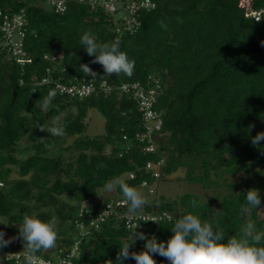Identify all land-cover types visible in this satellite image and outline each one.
Wrapping results in <instances>:
<instances>
[{"label":"trees","instance_id":"trees-1","mask_svg":"<svg viewBox=\"0 0 264 264\" xmlns=\"http://www.w3.org/2000/svg\"><path fill=\"white\" fill-rule=\"evenodd\" d=\"M83 1L68 0L67 11L57 14L46 8V0H0V10L9 17L25 10L24 50L31 59L24 66L13 61L0 33V218L8 221L0 230L4 239L18 236L25 215L59 221L56 247L36 255L50 259L61 249L66 253L80 238L76 222L83 221L79 217L83 202L98 216L111 202L94 199L107 182L135 173V179L122 181L135 188L145 181L151 184L155 181L145 167L163 157L166 165L159 180L184 168L186 180L221 188L225 194L203 202L190 195L171 202L155 199L145 211L168 212L175 220L191 213L224 230L226 243L245 222L239 209L247 191L264 192V141L258 146L251 143L264 132V20L248 17L250 10L264 8V0H153L156 8L142 11V26L134 34L119 32L112 16L92 10L90 0ZM86 31L99 43L118 40L120 51L135 61L133 75L102 77L103 67L91 63L94 57L80 46ZM59 55L61 60H52ZM81 64H88L97 78L85 77ZM48 76L66 84L106 82L114 89L76 99L60 95L53 82L42 85ZM156 81L155 108L162 114L164 136L157 153L148 154L135 140L142 118L133 93L122 94L115 87L149 82L153 86ZM50 91L56 95L46 109L43 100ZM91 109L106 120L103 136L86 134ZM60 116L62 123L52 122ZM38 124L63 126L66 135L50 136L40 132ZM70 138L76 139L58 156L49 154L55 141L65 145ZM24 140L34 152L22 159L16 153ZM240 174L244 177L239 181L226 179ZM117 193L123 195L118 188ZM193 199L196 208L191 206ZM127 208L109 216L100 229H92L80 245L76 264H117L120 244L131 237L124 219ZM247 219L257 231H264L259 211L253 210ZM174 222L161 225L155 235L158 242L166 244ZM22 246V239H12L1 249ZM157 255L160 264H170ZM124 264L131 263L127 259Z\"/></svg>","mask_w":264,"mask_h":264},{"label":"clouds","instance_id":"clouds-1","mask_svg":"<svg viewBox=\"0 0 264 264\" xmlns=\"http://www.w3.org/2000/svg\"><path fill=\"white\" fill-rule=\"evenodd\" d=\"M79 43L89 57H94L91 63H98L103 67L102 77L109 78L112 74L119 77L121 73L128 77L133 75L135 61L130 60L126 53L120 51L118 40L99 43L91 31H86ZM79 68L85 77L97 78L98 74L88 64H81ZM55 95V92L50 91L44 98L43 105L46 109L50 108ZM36 128L53 137L66 135L65 127L55 124L53 126L38 124ZM262 141H264V132L253 137L251 143L258 146ZM117 188L128 205L125 215L129 219L135 218L148 204V200L135 187L122 180L107 182L104 185L107 192L116 191ZM245 198L246 202L239 209V214L245 222L238 235L228 237L226 243L222 242L227 235L224 230L208 222H202L198 216L188 213L175 220L171 227L173 235L166 244L163 241L158 242L154 235L149 238L143 232H138L139 225H137L132 232L131 243L120 244V250L116 255L117 264H124L127 259L135 260L136 264H156L153 254L166 258L170 264H264V231H257L256 225L247 219L253 210H264L261 208L259 190L249 189ZM190 203L193 208L198 205L195 199ZM167 219L171 221L172 217L168 216ZM145 221L159 223L156 218ZM12 239H22L26 251L25 264H40L36 254L42 250L55 248L58 234L54 222H45L25 215L17 237L5 240L4 233L0 231V248L6 247ZM136 240L146 241L144 250L138 253L130 252V247ZM108 264L112 262L109 261Z\"/></svg>","mask_w":264,"mask_h":264},{"label":"built area","instance_id":"built-area-1","mask_svg":"<svg viewBox=\"0 0 264 264\" xmlns=\"http://www.w3.org/2000/svg\"><path fill=\"white\" fill-rule=\"evenodd\" d=\"M80 2L84 1L80 0ZM67 3L68 0H46L45 6L47 9L54 11L57 14H63L68 9ZM89 4L92 10H102L107 15L112 16L118 26L117 30L119 32L125 31L130 34L138 32L141 28L142 25L139 18L141 17L142 11L148 12L154 10L157 6L153 0H90ZM248 17L253 18L257 22L263 21L264 8L250 10L248 12ZM26 23L25 10H22L20 14H15L10 17L0 10V33L3 37L2 44L4 48H6L10 58L21 66L31 63V59L24 50V28ZM61 58L62 57L59 55L52 58V60L58 61L61 60ZM45 59L49 60L50 58L45 56ZM52 82L60 95L76 99L88 98L97 91L109 94L114 89L106 82L101 83L99 86H97L92 80L82 81L77 84H66L53 81L50 76L43 79L41 84L45 85ZM155 84L156 85L152 86L149 82L147 86H144L141 83H133L115 87V89L122 94L133 93L134 99L138 105V111L142 118V131L135 135V140L142 145L143 152L148 154L157 153L160 149L159 140L164 136L162 114L155 108L158 98V81H156ZM124 139L128 140V137L125 136ZM165 165L166 160L161 157L158 162L147 163L145 170L150 174V177L154 179V181H157L163 176V168ZM135 178V173H128L122 176V180ZM150 185L151 184L147 181L141 184L144 188H147ZM150 193H153L152 189H150ZM81 205L79 217L80 219H83V221L76 222L80 238H75L74 245L66 253H63L64 250L61 249L60 255H55L50 259L38 256L40 264H76L77 259L80 257V245L83 239L91 234L92 229H100L101 223L105 222L109 216L116 214L119 210H123L124 207L128 206L126 201L123 200L111 201L98 216H95L92 212L87 210L88 204L86 202H83ZM168 216L172 217L171 221L167 219ZM124 217L126 229L131 232V235L136 226L139 225L137 231L143 232L149 238L153 235L155 236L160 231L162 224L175 221L173 215L168 212L157 213L155 211L147 212L145 210L140 211L135 218L129 219L126 215ZM161 217L164 218L161 219ZM153 218H156L159 223L145 221ZM84 220L89 221V223H86ZM145 242L146 241L144 240H136L131 245L130 252L138 253L143 251ZM128 243H131V237ZM13 247L14 246H12V248ZM25 255L26 251H24V246L19 247L18 250L12 249L8 251H4L0 248V261L2 262L11 261L15 264H25ZM153 259L156 261V264H160V259L157 254H153ZM128 261L131 264H136L133 259H128Z\"/></svg>","mask_w":264,"mask_h":264},{"label":"rangeland","instance_id":"rangeland-1","mask_svg":"<svg viewBox=\"0 0 264 264\" xmlns=\"http://www.w3.org/2000/svg\"><path fill=\"white\" fill-rule=\"evenodd\" d=\"M52 122L58 124L62 123L63 116L57 117ZM86 123H87L86 134L90 138H95L97 136H103L106 134V120L104 116L97 109H91L89 111ZM75 139L76 138L68 139L65 145H62L60 142L55 141L53 145L49 146V150H50L49 154L51 156H58L59 153L61 152L62 147L71 145ZM30 147H31V143L28 140H24L20 142L17 148L16 155L22 159L28 157L34 152L33 150L30 149ZM110 152H111V147L108 146V148L106 149V153L109 154ZM66 157H69V154H66ZM186 174H187L186 170L182 168L172 173L171 175L167 176L165 179L157 180L151 183V185L147 188L139 186L136 189L146 197L148 203L152 202L155 199H163L165 201L171 202L187 195L197 197L201 202H203V201H210L213 197H217L219 195L223 196V194H225V190L221 188L205 187L202 183L190 182L186 180ZM240 177L243 178L244 175L240 174L236 178L228 175V178L226 179L227 181H231V180L239 181ZM213 179L222 182V179H217L216 177H213ZM150 189L153 190V193H150ZM259 193L262 196H264V192H259ZM100 198L104 203L107 200L125 201V197L121 194H118L117 190L113 192H107L104 188L99 190L98 195L94 199L98 200ZM219 204L221 205V201L219 202ZM261 208H264V201H262L261 203ZM259 212L261 213V216L264 218V210H259ZM7 223H8L7 219L0 218V230H4L7 226ZM54 224L57 230L59 221H55ZM4 238H6L5 235ZM11 246H14V244H11Z\"/></svg>","mask_w":264,"mask_h":264}]
</instances>
